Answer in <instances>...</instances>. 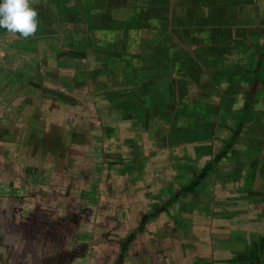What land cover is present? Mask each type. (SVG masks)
Masks as SVG:
<instances>
[{"label": "flooded vegetation", "instance_id": "obj_1", "mask_svg": "<svg viewBox=\"0 0 264 264\" xmlns=\"http://www.w3.org/2000/svg\"><path fill=\"white\" fill-rule=\"evenodd\" d=\"M139 1L30 0L34 34L0 29V252L28 238L50 264L63 250L74 255L61 264H115L124 252L161 264V251L169 264H264V132L217 128L208 155L213 142L193 140L191 153L178 131L192 136L224 109L264 124V0H209L223 28L186 17L201 0H153L160 17ZM213 220L219 253L200 238Z\"/></svg>", "mask_w": 264, "mask_h": 264}, {"label": "rangeland", "instance_id": "obj_2", "mask_svg": "<svg viewBox=\"0 0 264 264\" xmlns=\"http://www.w3.org/2000/svg\"><path fill=\"white\" fill-rule=\"evenodd\" d=\"M131 1L132 0H128V2L129 3H131ZM156 1V0H155ZM155 1H153V0H140L139 2H138V5H145V6H147V8L148 7H150L151 8V10H153L152 12H150V14L151 15H153V16H158V17H160L159 15H162V11L159 9V7L157 6V2H155ZM137 3V2H136ZM74 4V3H73ZM75 5V4H74ZM61 8V7H60ZM60 8H58V10L60 9ZM169 9H171V8H168V10ZM58 10L56 11L55 10V12L53 13L54 15H56V13H58ZM149 14V15H150ZM169 17H165L164 15L163 16H161V17H163V18H167V20L170 18V16L171 15H168ZM69 18H71V17H69ZM163 18H161V19H163ZM65 20H67V17H65ZM70 21H72V22H70V23H72V24H76L75 23V19L74 18H71L70 19ZM169 21H170V19H169ZM168 21V22H169ZM165 22H167V21H165ZM167 22V23H168ZM152 26V25H151ZM47 27H49L50 29H51V31H54V29H53V27H52V25L51 26H47ZM225 32L226 33H228L229 34V30L226 28L225 29ZM4 37V36H3ZM2 39V38H1ZM4 39V38H3ZM243 38H239L238 40H242ZM5 40H6V38H5ZM94 43H96L95 41H94ZM94 43H91V45H94ZM198 58V57H197ZM198 65H200V63H199V61H196L195 60V64H194V66H196V67H198ZM164 67V66H163ZM196 67H194V70H199V69H197ZM200 68L201 69H203V67L202 66H200ZM73 69H75V68H73ZM162 70V69H161ZM55 71V70H54ZM190 80H192V81H194V79H190ZM175 85H177V82H175ZM255 94V93H254ZM175 97V101L176 100H178V98H177V96L175 95L174 96ZM216 107H212V108H210L209 109V107H206V108H203V109H197V111H203V110H207L208 112H209V114L211 115V116H216L214 113H212V112H216ZM247 109V110H246ZM169 110L171 111L168 115H169V120H172V119H174V117H177L178 115V109H176V106H170V108H169ZM226 112L223 114V115H221V116H219V120L218 121H220V122H217V120H211V121H209L208 123H205V124H203V126H201L200 128H196V131H195V133H193V135L192 136H190L187 132H188V130L186 129V128H181V127H178V131L184 136V137H186L187 139H188V141L187 142H185V144H183L184 145V147H192L193 146V150L191 151V153H193V151L195 150V148H194V141L193 140H196L197 142H199V141H206V143L207 144H209V142L211 143V142H213V143H211V148H206V150L205 151H207V150H209L210 152H211V155L212 154H218V152H219V150H220V145H219V143H216V142H214L215 140H216V135H213V133H214V131H216L217 130V128H220V129H224L225 127H227V128H230L231 130H233L235 133H241L242 131H243V129L245 130V129H250L251 131H257V132H264L263 131V129H264V124H260L259 123V121H261L260 119H258L259 121L258 122H255V125H253V128L251 127V126H241V124L243 123V122H240V123H238V121L236 122V121H233L232 119H234V118H236V116L234 115V113L236 112V111H238L237 109H233V110H230V109H224ZM227 110L228 111H230V113H227ZM246 110V112L247 111H249V110H251V105H247V106H245V108H243V110L242 111H245ZM219 111V110H218ZM242 117H244V118H247V117H245V116H241V118ZM190 120H191V118H190ZM246 122H249V120H245ZM238 123V124H237ZM240 127V129L239 130H242L241 132H238V131H236V127ZM219 129V130H220ZM218 130V131H219ZM233 132V133H234ZM227 134H228V136L229 135H231L232 134V131L230 132V130H228L227 131ZM164 138V139H163ZM161 140H164L165 141V139H166V136H163V137H161L160 138ZM191 139H192V141H191ZM244 139H246V138H244ZM241 143L242 142H239L238 143V146H237V149L239 148H241V147H243L244 145H241ZM163 160V159H162ZM160 163H161V167L162 168H164L165 169V167H166V165H167V162H165V161H160ZM233 166H234V164L233 163H227L226 165H222V166H220V168H222V169H224L223 171L224 172H226V171H230V170H232V168H233ZM231 190H233L231 187L229 188V191H231ZM234 191H236V190H234ZM196 193V195L198 194V192H195ZM230 196H231V194H229ZM181 196H183V195H181ZM182 198H187V196L186 197H182ZM181 199V198H180ZM141 200V198H138V200H133V199H130V202H131V205H132V209L133 208H139L140 206H141V204H140V201ZM180 201H182V200H180ZM216 220H219L218 221V223L219 224H221V219L219 218V216H218V218H215ZM216 220H213V221H209L210 222V224L208 223V224H203V226H204V231H205V234H206V232H207V235L208 236H205V235H202V236H200V238H203L204 240H206L207 238H208V242L211 244L210 246H211V249L212 250H214L215 252L217 251V253H219L220 252V250L221 249H218L217 247H220V246H224V244L223 243H221L218 239H222L223 240V237H222V234L220 233V231H221V227L219 226V225H217V222H216ZM200 242H201V240H200ZM217 244V245H216ZM223 251V250H222ZM231 258V259H230ZM228 259H230V260H232V257L230 256ZM169 261H170V259H168L167 260V257H166V259H163L162 261H161V264H169Z\"/></svg>", "mask_w": 264, "mask_h": 264}, {"label": "crops", "instance_id": "obj_3", "mask_svg": "<svg viewBox=\"0 0 264 264\" xmlns=\"http://www.w3.org/2000/svg\"><path fill=\"white\" fill-rule=\"evenodd\" d=\"M200 9L202 11H197L192 9V7H190V10L188 9V13L186 15V17H191L193 19V22L196 23H200L198 24L199 26H201V28H210L212 26V28L215 27H220L223 28L225 27H230L229 26V22L225 23L226 20H223L222 22H219V25L216 26V24L214 23V21L211 20V18H213V14L215 10L214 5L210 6L208 4L211 3V1L209 0H201L200 2ZM228 4V0H223L222 5L220 7L225 8V9H229L227 6ZM210 7V8H209ZM235 9H232V12H229V10H220L221 12V18H225V16L228 17H232L233 19L236 18ZM241 16V14H240ZM230 25H234V23L232 22ZM246 24H243L242 26L238 25V27H243ZM248 27V25H246ZM244 28V27H243ZM261 210V209H260ZM21 241L17 240L14 244H13V248H8L7 246L4 247L3 249L1 248V250L3 252H0V264H50V262L53 261V257L55 258V256H51L45 255L43 254L42 256H40L38 254V250L37 248L33 247L32 249V244L34 243L33 241H31L30 239L26 238V239H20ZM18 243V244H17ZM30 245V248H29ZM52 247L54 245H51ZM60 248V247H59ZM59 248H55V249H59ZM33 250L32 252L30 250ZM60 258H59V263H62V260L66 257V255H68V251H61L60 252Z\"/></svg>", "mask_w": 264, "mask_h": 264}, {"label": "clouds", "instance_id": "obj_4", "mask_svg": "<svg viewBox=\"0 0 264 264\" xmlns=\"http://www.w3.org/2000/svg\"><path fill=\"white\" fill-rule=\"evenodd\" d=\"M37 12L30 0H0V29L30 37L37 31ZM5 244L13 248L11 241Z\"/></svg>", "mask_w": 264, "mask_h": 264}, {"label": "trees", "instance_id": "obj_5", "mask_svg": "<svg viewBox=\"0 0 264 264\" xmlns=\"http://www.w3.org/2000/svg\"><path fill=\"white\" fill-rule=\"evenodd\" d=\"M243 120H246V119H243ZM201 126H203V124H199V123L197 124V128H200ZM180 138H181V135H180ZM201 153H202V151H201ZM203 153H204V152H203ZM203 153H202V154H203ZM199 154H200V153H199ZM205 154H208V155H209V154H211V152H210L209 150H207V151L205 152ZM182 201H185V200H182ZM225 243H227L226 246H227L228 248H232V249L234 248V246H232L233 243H232L231 241H229V242L225 241ZM186 245H188V243H186ZM228 245H230L231 247L228 246ZM161 252H164L163 254H161V257H162V258H166V257L168 256V255H167L168 252H165V251H161ZM175 253H176V252H174V254H175ZM121 255H122V257L119 258V260H116L117 264H120V262H121L122 260H127V264H133V263L130 262V261H132V260H131L130 257H128L127 253L124 252V253H121ZM208 255H209V254H206L207 257H208ZM195 262H196V264H206L208 261H206L205 259H201V260H200V263H199L198 260L196 259ZM134 264H135V263H134Z\"/></svg>", "mask_w": 264, "mask_h": 264}, {"label": "water", "instance_id": "obj_6", "mask_svg": "<svg viewBox=\"0 0 264 264\" xmlns=\"http://www.w3.org/2000/svg\"><path fill=\"white\" fill-rule=\"evenodd\" d=\"M194 193H195V192H194ZM46 221L48 222V220H46ZM44 222H45V221H44ZM44 222H43V224H45V225H43V229H44V226H45V229L49 228L47 222H45V223H44ZM68 255H70V257H72V255H74V254L68 253ZM66 258H69V257L66 256ZM115 264H117V262H115ZM120 264H127V260H122V261L120 262Z\"/></svg>", "mask_w": 264, "mask_h": 264}, {"label": "bare ground", "instance_id": "obj_7", "mask_svg": "<svg viewBox=\"0 0 264 264\" xmlns=\"http://www.w3.org/2000/svg\"><path fill=\"white\" fill-rule=\"evenodd\" d=\"M36 203V202H35Z\"/></svg>", "mask_w": 264, "mask_h": 264}]
</instances>
